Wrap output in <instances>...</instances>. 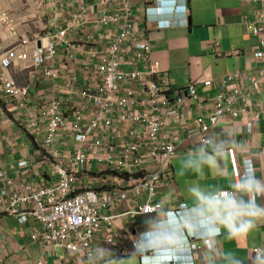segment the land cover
Instances as JSON below:
<instances>
[{"label":"built area","instance_id":"built-area-1","mask_svg":"<svg viewBox=\"0 0 264 264\" xmlns=\"http://www.w3.org/2000/svg\"><path fill=\"white\" fill-rule=\"evenodd\" d=\"M49 1L61 7V0ZM8 2L0 0V110L28 132L41 165L51 171L41 173L36 182L19 179L0 159V220L15 218L19 235L41 245L35 264H50L60 250L76 264H100L96 252L101 248L118 260L131 252L140 256V264H195L191 252L221 231L212 229L214 219L203 215L198 222L205 235L185 236L190 209L180 205L164 211L162 188L173 177L172 161L185 141L208 149L212 133L225 121L245 119L250 135L264 123V0H246L257 9L242 19L245 33L258 43L252 57L263 68L248 79L235 73L205 80L204 86L221 90L213 99L199 95L195 85L170 90L162 80L161 65L151 58L150 33L137 29L142 22L150 25L147 13L155 0H78L70 20L63 25L56 20L34 38L19 36L17 30L25 23L6 9ZM135 2L142 4L143 18L134 13ZM18 68L39 72L43 82L51 83L38 103L32 85L14 78ZM192 101L202 109L206 102L207 112L189 120ZM17 139L0 137V145L13 147ZM227 152L237 189L220 191L213 198L246 192L249 205L258 207L255 160L247 156L241 163L236 145ZM32 163L29 156L17 167L29 170ZM259 165L264 172V148ZM160 213L164 217L154 232L179 218L167 234L183 237L169 241L170 254L162 248L156 253L134 252L136 239L146 232L133 235L138 219ZM124 220L130 221V228L120 225ZM31 221L40 229L28 232ZM151 234L150 248H157ZM207 246L212 249L211 243ZM14 248L9 244L10 254L4 253L0 232V264L9 257L16 264L31 260L27 247ZM254 253L264 259L261 248ZM62 261L67 263L66 258Z\"/></svg>","mask_w":264,"mask_h":264},{"label":"crops","instance_id":"crops-1","mask_svg":"<svg viewBox=\"0 0 264 264\" xmlns=\"http://www.w3.org/2000/svg\"><path fill=\"white\" fill-rule=\"evenodd\" d=\"M188 3L191 11L188 26L158 30L155 25H147L144 22L137 25L139 31H149L151 58L160 63L162 80L169 85L170 90L195 85L199 95L213 99L221 90L204 86L205 80L210 78L216 81L235 73H241L248 79L263 68L262 63H257L252 57L258 49L257 40L247 35L242 26L243 17L257 8L249 6L246 0H188ZM60 5L61 7L54 6L49 0H9L6 9L13 13L18 22L25 23L17 30L19 36L34 38L49 30L56 20H59L60 25L70 20L77 13L79 2L61 0ZM142 8L140 2L133 5L134 13L141 18ZM216 43L220 44L218 49ZM22 74L24 81H27L24 84L32 85L33 98L38 103L39 97L49 91L51 83L43 82L39 72L18 68V71L14 72V78L20 84L23 83L19 81L18 76ZM205 105L206 102L201 105L204 106L202 109L192 101L189 120L207 112ZM245 122L242 118L239 121L228 120L220 124L212 133L213 143L208 149H202L188 141L182 143L172 161L173 177L162 188L161 201L164 211L180 205L190 209L189 216H185V219L189 220L186 221L185 236L191 238L205 235L204 227L198 222L203 215L212 217L214 224L211 228L221 231L220 236L200 242L199 249L191 252L195 264H264V259H257L254 253L257 248H261L264 253V218L258 219L256 226L250 231L241 229L237 233L233 228L231 236L228 232L227 226H231L238 217H244L249 211L250 195L243 192L237 197L218 200L213 198L220 191L237 189V180L227 152L233 145L239 150L238 159L241 163L245 157H253L257 164V185L260 191L264 189V172L259 165V151L264 148V123H259L254 135H250L246 131ZM0 137L19 138L13 147L6 143L0 145L1 164L10 175L36 182L41 179V173L50 170L41 165L42 157L38 155L36 145L32 144L28 132L13 123L2 110ZM25 137L29 138L26 140ZM29 156L33 162L30 169H19L18 163ZM50 176L51 173L48 178ZM257 205L264 206V191H261V197L257 198ZM163 217L164 213H160L157 216L138 219L136 234L146 231L149 218L158 221ZM120 225L128 228L130 221L124 220ZM26 228L28 232H34L40 229V225L31 221ZM19 229L21 227L15 218L6 217L0 220V232L4 236L6 247L4 253L10 254L9 244L15 247L14 249L27 247L31 260H26L23 264H35L34 259L41 255V245L31 242L29 237L22 238L18 233ZM182 237L175 232L164 233L157 239L155 246L161 249L170 240L176 241ZM208 243H211L212 249H208ZM113 253H116V250ZM133 255L135 254L130 252L127 256ZM138 257L140 260V256ZM65 258V264H76L74 257ZM62 260L63 257L59 254V257L51 258L50 264H64ZM6 264H16L15 258L9 257Z\"/></svg>","mask_w":264,"mask_h":264},{"label":"clouds","instance_id":"clouds-1","mask_svg":"<svg viewBox=\"0 0 264 264\" xmlns=\"http://www.w3.org/2000/svg\"><path fill=\"white\" fill-rule=\"evenodd\" d=\"M188 4V0H155V4L152 9L147 13L150 19V25H155L158 30H170L181 26H188V20L191 17V11ZM261 191H264V189H261ZM248 209L249 211L244 217L234 221L231 226H227L230 236L233 235V228H235L237 233H239L241 229L247 232L256 226L258 219L264 218V207L248 205ZM179 221V218L168 220V222L164 224L163 228L160 227L156 232H154L157 226V221L155 218H149L146 225V232L141 234V237L137 238L135 241L134 252H139L142 249L152 250L154 253L159 252V248H150V233H152V242L157 243V239L162 234L170 231L171 228H176ZM171 242L175 243L173 240H171ZM171 242H168L162 248L167 254H170L172 251ZM96 255L100 258V264H119L120 262V260L114 259L108 255L107 250L102 248L97 250Z\"/></svg>","mask_w":264,"mask_h":264},{"label":"rangeland","instance_id":"rangeland-1","mask_svg":"<svg viewBox=\"0 0 264 264\" xmlns=\"http://www.w3.org/2000/svg\"><path fill=\"white\" fill-rule=\"evenodd\" d=\"M18 79L21 83L27 82V81H24L25 77L23 74L19 75ZM28 138L29 137H25L26 140ZM36 148H37V150H39L38 147H36ZM103 167L106 168V166H104V165H103ZM49 171H51V169ZM59 252H60L61 257H63V258L67 257L68 258V256H66V254L64 252H62V250H60ZM119 260H120L119 264H140V260H139V257L137 255H133L132 257L123 258V259H119Z\"/></svg>","mask_w":264,"mask_h":264},{"label":"trees","instance_id":"trees-1","mask_svg":"<svg viewBox=\"0 0 264 264\" xmlns=\"http://www.w3.org/2000/svg\"><path fill=\"white\" fill-rule=\"evenodd\" d=\"M128 257V256H127ZM130 257V256H129ZM126 258V256L121 257V259Z\"/></svg>","mask_w":264,"mask_h":264},{"label":"water","instance_id":"water-1","mask_svg":"<svg viewBox=\"0 0 264 264\" xmlns=\"http://www.w3.org/2000/svg\"><path fill=\"white\" fill-rule=\"evenodd\" d=\"M40 46H41V44H40ZM133 234H136V232H135V231H133Z\"/></svg>","mask_w":264,"mask_h":264}]
</instances>
